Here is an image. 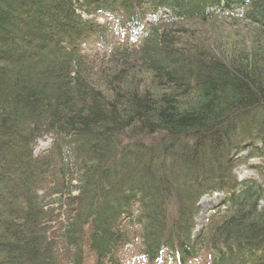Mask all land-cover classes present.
<instances>
[{
	"label": "trees",
	"instance_id": "obj_1",
	"mask_svg": "<svg viewBox=\"0 0 264 264\" xmlns=\"http://www.w3.org/2000/svg\"><path fill=\"white\" fill-rule=\"evenodd\" d=\"M218 14L264 32V0H0V264H122L137 245L145 264H264V46L224 55L183 26ZM94 40L121 61L106 84Z\"/></svg>",
	"mask_w": 264,
	"mask_h": 264
},
{
	"label": "rangeland",
	"instance_id": "obj_2",
	"mask_svg": "<svg viewBox=\"0 0 264 264\" xmlns=\"http://www.w3.org/2000/svg\"><path fill=\"white\" fill-rule=\"evenodd\" d=\"M102 23V22H101ZM185 24V25H183ZM182 25L191 29H195L197 32L196 40L201 43H205L207 46L211 47L214 51L219 50L224 55H229L233 50L234 46L236 48L244 49L247 53L255 52L256 50L262 49L264 44V32L261 31L258 27L249 24L242 17H233L229 15L218 14L214 15L212 19H209L206 22L201 20H194L191 22L183 23ZM113 31L107 34L108 39L111 43H114L113 46L117 48L125 47L126 37L124 33L119 32L118 27H112ZM130 46H137L138 44L128 43ZM204 44V45H205ZM223 50V51H222ZM257 53H260L256 51ZM85 59L88 67L93 68L95 75L93 74L94 81H100L98 84H104L105 80L103 74L107 73L109 70L110 74H114L117 70L122 68L119 66L121 61L116 62L117 60H111V56L108 53H105L104 49L101 48V45L98 41L94 40L90 49L85 52ZM104 58V59H101ZM134 64V63H133ZM135 65V64H134ZM133 65V66H134ZM105 70L104 72H102ZM136 71V70H135ZM130 70L131 74L138 76V71ZM102 73V74H101ZM147 83V82H146ZM106 84V83H105ZM141 89H145V84L140 86ZM38 154H43L50 147L48 141H39L38 142ZM37 154V155H38ZM258 160H255L257 163ZM259 163V162H258ZM239 175L242 178L254 177L256 175L254 170L244 167L240 168L238 171ZM76 184L75 182L73 183ZM44 195V188L39 192V196ZM47 198H50V188L45 193ZM55 197L53 200H57ZM222 197H218L215 202L202 203L200 213L198 215L199 227L203 226L204 218L213 215V208L217 206V202H220ZM52 215L48 218L47 223V235L50 238H55V236H60L59 230L64 223L68 221L67 216L65 215V209L60 207H54ZM71 254V253H70ZM61 249L59 253V263L64 264L68 262L67 257L70 255ZM119 257H123L122 264H145L140 259L139 246H130L126 250H123L119 254ZM86 258H89L87 264H92L93 258L91 255L86 253ZM205 264V263H203Z\"/></svg>",
	"mask_w": 264,
	"mask_h": 264
},
{
	"label": "bare ground",
	"instance_id": "obj_3",
	"mask_svg": "<svg viewBox=\"0 0 264 264\" xmlns=\"http://www.w3.org/2000/svg\"><path fill=\"white\" fill-rule=\"evenodd\" d=\"M241 140H245V139H242V137H241ZM255 160L257 161L258 160V162L257 163H255ZM250 162V165H252V166H259V167H262V168H264V158H256V159H252V160H250L249 161ZM250 170H252V169H250ZM261 170H264V169H261ZM253 177V176H252ZM235 207H237V206H235Z\"/></svg>",
	"mask_w": 264,
	"mask_h": 264
}]
</instances>
